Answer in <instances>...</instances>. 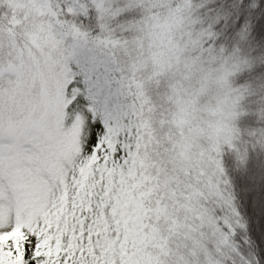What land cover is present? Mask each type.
Segmentation results:
<instances>
[{
	"label": "snow or ice",
	"instance_id": "6c2138e0",
	"mask_svg": "<svg viewBox=\"0 0 264 264\" xmlns=\"http://www.w3.org/2000/svg\"><path fill=\"white\" fill-rule=\"evenodd\" d=\"M0 264H264V0H0Z\"/></svg>",
	"mask_w": 264,
	"mask_h": 264
}]
</instances>
